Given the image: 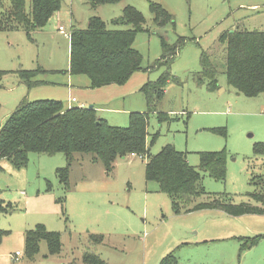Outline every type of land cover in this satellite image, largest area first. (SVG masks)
Instances as JSON below:
<instances>
[{
	"label": "rangeland",
	"instance_id": "rangeland-1",
	"mask_svg": "<svg viewBox=\"0 0 264 264\" xmlns=\"http://www.w3.org/2000/svg\"><path fill=\"white\" fill-rule=\"evenodd\" d=\"M150 2L170 13L172 22L154 24ZM30 4L25 0L26 12ZM0 5L8 9L10 0H0ZM128 5L144 17L143 30L132 43L141 54V70L123 84L85 91L91 95L89 105L107 109L100 114L109 124L126 127L131 111L147 110L142 86L168 73L163 95L148 117V144L157 132L150 153L172 144L198 167L197 152H223L225 178L218 181L202 173L204 190L226 195L232 203L264 208L248 196L264 193V158L252 155L254 143L264 142V93H237L227 84L223 62H216V88L197 76L200 54L215 53L223 32L234 27L264 31V0H118L95 6L90 0H62L60 9L30 37L20 28L0 29V70L5 72L0 80V125L22 98L64 104L69 94L78 98L76 89L67 85L84 86L87 76L68 71L70 36L62 35L58 25L70 33L97 16L107 29L124 28L113 21ZM180 38L174 57L145 70L162 56V39L172 46ZM38 68L44 72L32 78L36 84L21 80V70ZM155 112L170 119L158 123ZM145 160L118 158L106 174L91 154L75 153L65 190L55 173L66 164L62 153L30 152L27 165L19 168L0 159V229L8 231L0 242V264H85L87 251L106 264H159L168 254L173 256L171 264H264V214L233 217L217 209L175 213L168 195L145 179ZM36 224L60 233L59 252L49 253L42 240L34 255L25 254L24 232ZM90 234L103 240L94 244ZM15 251L21 255L12 261Z\"/></svg>",
	"mask_w": 264,
	"mask_h": 264
},
{
	"label": "trees",
	"instance_id": "trees-1",
	"mask_svg": "<svg viewBox=\"0 0 264 264\" xmlns=\"http://www.w3.org/2000/svg\"><path fill=\"white\" fill-rule=\"evenodd\" d=\"M99 3H114L118 0H90ZM62 0H31L30 9L25 11V0H10V7L0 5V29L20 28L30 37L41 29L57 12ZM154 24L163 26L172 22V16L160 4L150 2ZM124 28L107 29L104 21L97 16L89 17L85 28H72L69 37V68L71 74L86 75L91 88L109 84H123L136 71L141 70V54L132 46L136 33L143 30L144 17L133 6H126L122 15L113 21ZM220 48L215 53L200 54L198 81H207L210 89L217 87L218 67L223 62L227 84L237 93L256 97L264 93V31L234 27L223 32L218 38ZM180 38L172 46L161 40L162 56L146 69L152 68L160 60L168 62L176 55ZM43 69L21 70L20 78L27 85H34L33 77ZM5 72L0 70V80ZM33 78V79H32ZM169 80L164 73L157 80L145 83L141 91L146 100L147 110L130 112L126 127L109 124L97 115L93 107L65 108L60 100L22 98L17 107L0 126V159H9L16 168L27 165L30 152L53 155L62 153L66 164L57 167L55 173L63 189L69 188V171L75 153L92 155L99 161L105 173L112 171L118 158L131 153L146 158L144 177L158 184V191L168 195L175 213L202 209L221 210L229 216L244 214H264V208L247 202L232 203L226 195L211 194L204 190L202 173L215 180L225 178V156L220 151H200L198 167L191 166L185 153L166 144L155 153L150 146L157 137L146 141L149 113L163 95L164 85ZM158 123L170 119L167 113L155 112ZM253 158H264V142L253 145ZM255 201L264 203V193H248ZM59 202V201H58ZM8 234L0 229V242ZM92 243L103 240L99 234H90ZM44 240L49 253L60 250L61 238L57 231L47 230L43 224H36L24 232V250L28 257L39 249ZM252 239L249 244H254ZM245 244V243H244ZM85 264H106L96 253L87 251ZM173 256L168 254L159 264H171Z\"/></svg>",
	"mask_w": 264,
	"mask_h": 264
},
{
	"label": "crops",
	"instance_id": "crops-1",
	"mask_svg": "<svg viewBox=\"0 0 264 264\" xmlns=\"http://www.w3.org/2000/svg\"><path fill=\"white\" fill-rule=\"evenodd\" d=\"M70 83H72V80H70ZM110 85H115V84H109V85H106V86H110ZM106 86H102L101 88L106 87ZM67 87H69L70 89H76V91L78 93V98L80 99V101H79L78 104H76L75 102H78V98L76 96H74V95L69 94V96H68V98L66 100V104H64L63 101L60 100L65 108H71V107H89V106H91V107H93L96 110V113H97V115L99 117L106 119L105 114L102 115V114H100V112L101 111L104 112L107 109L97 108L94 104H90L89 105V102H90V99H91V95L90 94H87L86 95L85 91L91 90L92 88L90 87V81H89L88 77H87V83L84 86H73V85L70 84V85H67ZM69 92H70V90H69ZM72 99H74V100H72ZM131 112H133V111H131ZM138 112H144V111H138ZM130 157H133V156H130ZM116 162H115V165H116Z\"/></svg>",
	"mask_w": 264,
	"mask_h": 264
},
{
	"label": "built area",
	"instance_id": "built-area-1",
	"mask_svg": "<svg viewBox=\"0 0 264 264\" xmlns=\"http://www.w3.org/2000/svg\"><path fill=\"white\" fill-rule=\"evenodd\" d=\"M58 30H59V32H60L61 34H63L64 36H66V37H69V36H70V33H69V32H66L65 27H64L63 25H59V26H58ZM72 100H74V99H72ZM130 156L136 157V156H139V155H137V154H135V153H131ZM139 157H140V156H139ZM19 256H20V252H19V251H16L15 253L10 254V259H11L12 261H13V260L15 261V260L18 259Z\"/></svg>",
	"mask_w": 264,
	"mask_h": 264
},
{
	"label": "water",
	"instance_id": "water-1",
	"mask_svg": "<svg viewBox=\"0 0 264 264\" xmlns=\"http://www.w3.org/2000/svg\"><path fill=\"white\" fill-rule=\"evenodd\" d=\"M89 107H91V106H89Z\"/></svg>",
	"mask_w": 264,
	"mask_h": 264
}]
</instances>
